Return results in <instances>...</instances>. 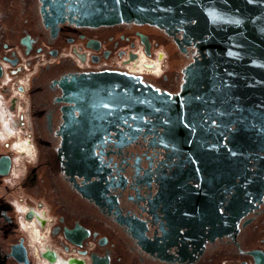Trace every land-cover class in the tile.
I'll use <instances>...</instances> for the list:
<instances>
[{"label":"flooded vegetation","instance_id":"af4514ba","mask_svg":"<svg viewBox=\"0 0 264 264\" xmlns=\"http://www.w3.org/2000/svg\"><path fill=\"white\" fill-rule=\"evenodd\" d=\"M68 4L56 24L57 0H0V264H255L245 252L264 251V196L230 232L215 186L174 174L160 132L83 127L64 86L82 73L137 74L129 67L148 49L145 80L176 94L196 48L148 24L78 26Z\"/></svg>","mask_w":264,"mask_h":264},{"label":"water","instance_id":"95a60500","mask_svg":"<svg viewBox=\"0 0 264 264\" xmlns=\"http://www.w3.org/2000/svg\"><path fill=\"white\" fill-rule=\"evenodd\" d=\"M57 2L58 9L52 7L59 16L56 24L64 21L68 2V15L78 26L148 24L174 37L181 50L191 44L196 48L198 56L183 69L176 94L126 71L82 73L71 82L64 79V86L83 127L95 129L97 122L114 120L132 123L126 125L131 130L160 132V145L177 160L174 174L214 185L218 222L224 225L227 219L234 231L264 196V0ZM55 23L45 22L53 34ZM146 54H151L148 49ZM92 136L94 151L101 134ZM245 255L264 264L261 249Z\"/></svg>","mask_w":264,"mask_h":264},{"label":"bare ground","instance_id":"6f19581e","mask_svg":"<svg viewBox=\"0 0 264 264\" xmlns=\"http://www.w3.org/2000/svg\"><path fill=\"white\" fill-rule=\"evenodd\" d=\"M144 58H146L147 60H145L144 61ZM151 58V57H150ZM141 61H144V63L142 62L141 63ZM154 61V60H153ZM147 63H150L151 64V66H153V62H152V60L151 59H149L148 58V56H146L144 53H143V57H141L137 62H134L130 67H129V70H131L132 72H134V73H137V74H143V75H146L145 73H148V74H150L149 73V70L150 69H152V67L151 66H146V64ZM6 120V119H5ZM10 120H9V123H6V126L5 127H8L7 128V130H6V132H7V136L8 135H14V132H15V130L14 129H12L11 127H10ZM26 143V140H24L23 142H19V141H17L16 143H15V146H16V148L18 147V145L19 144H25ZM23 145H21L20 146V148L21 147H23ZM25 148V147H24ZM36 223H35V221H29V222H26L25 223V226L26 227H31V228H33V230L34 229H36V225H35Z\"/></svg>","mask_w":264,"mask_h":264},{"label":"built area","instance_id":"2783aa9c","mask_svg":"<svg viewBox=\"0 0 264 264\" xmlns=\"http://www.w3.org/2000/svg\"><path fill=\"white\" fill-rule=\"evenodd\" d=\"M143 53H144V52H140V54L138 55V57L135 59L134 62H137L141 57H143ZM144 54H145V53H144ZM147 56H148V55H147ZM148 58H149V59H155V58H150V56H148ZM157 58H158V56H157ZM146 66H151V64H150V63H147ZM145 74H148V73H145ZM249 264H253V263H252V262H249Z\"/></svg>","mask_w":264,"mask_h":264},{"label":"rangeland","instance_id":"374dc122","mask_svg":"<svg viewBox=\"0 0 264 264\" xmlns=\"http://www.w3.org/2000/svg\"><path fill=\"white\" fill-rule=\"evenodd\" d=\"M157 60H159V56H158ZM146 75H151V76H154V75H152V74H146Z\"/></svg>","mask_w":264,"mask_h":264}]
</instances>
